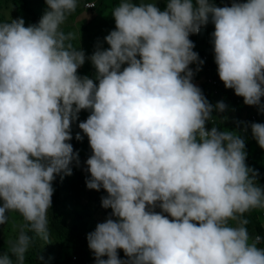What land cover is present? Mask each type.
Returning a JSON list of instances; mask_svg holds the SVG:
<instances>
[{
  "label": "clouds",
  "instance_id": "clouds-1",
  "mask_svg": "<svg viewBox=\"0 0 264 264\" xmlns=\"http://www.w3.org/2000/svg\"><path fill=\"white\" fill-rule=\"evenodd\" d=\"M44 2L36 24L0 22V225L9 213L24 222L10 242L15 262L0 254V264H24L29 232L49 241L53 181L80 165L69 141L81 110L91 150L82 183L108 209L86 235L94 264H264L261 235L243 218L264 209L244 143L251 134L264 153V0H165L163 10L120 0L108 47L88 57L71 40L96 1L79 12L78 0ZM204 27L218 74L204 85L236 95L238 134L207 127L227 106L192 83L189 65L204 61L189 36ZM86 59L95 72L80 76Z\"/></svg>",
  "mask_w": 264,
  "mask_h": 264
},
{
  "label": "trees",
  "instance_id": "trees-1",
  "mask_svg": "<svg viewBox=\"0 0 264 264\" xmlns=\"http://www.w3.org/2000/svg\"><path fill=\"white\" fill-rule=\"evenodd\" d=\"M84 1L78 0L76 11L81 10ZM96 6L87 9V18L80 23V28L73 35L79 33L80 36H73L71 40L74 47H79L84 51L85 56H90L99 44L103 48L108 45L104 43V37L114 29V19L111 11L118 6L120 0H95ZM219 7L230 5L232 0H212ZM156 6L163 10L166 6L165 0H156ZM47 6L44 0H0V22H10L11 19L22 18L25 26L36 24ZM206 27V26H205ZM201 28L197 34H192L189 39L193 41L195 47L193 51L197 52L199 59L203 60V65L191 64L189 67L193 70V81H200L202 87H198L208 92L210 99L208 101L215 105L218 101H222L226 106V111L217 113L213 111V121H209L208 128L216 126L229 131L239 133L243 121L239 114L244 109L239 103L233 99L234 96H228L219 84L214 85L213 90L207 89L206 78L208 76L215 78L217 74L216 64L214 62V54L211 48L210 34L206 28ZM204 53L208 54L203 59ZM83 68L78 70L80 76H88L89 69H95L87 59L83 64ZM197 67L200 68L196 71ZM220 88V89H218ZM232 101V102H231ZM89 112L81 110L78 114V120L71 126L72 144L74 151L78 152L80 165L73 164L72 174L65 176L62 180L59 176L53 181L54 193L52 196V206L48 212V231L49 241H43L35 237L34 233L29 232L32 242L28 251L25 253L24 264H89L90 258L94 257L87 245L86 235L93 231L96 224L103 222L108 216L100 212L97 206L95 190L86 188L82 180L86 179L84 170L86 166L84 161L91 155L87 137L78 128V123L87 118ZM223 118V119H222ZM83 137L77 141L75 136L77 133ZM245 152L247 153L246 164L257 170L258 183L264 185V153L259 148L255 139L251 134L247 135L245 140ZM101 196L106 195L103 190L97 191ZM155 211H160L156 208ZM264 209H252L245 213L243 218L248 220L246 227L250 231V236L256 234L261 235V243L258 246L264 247ZM8 223L0 225V254H8L15 262V256L9 251L10 242L14 241L24 222L18 213H9ZM253 227V229H251ZM15 233H10L13 230ZM90 251V252H89ZM119 251V250H118ZM38 256L43 257V261L38 260ZM106 258V257H105Z\"/></svg>",
  "mask_w": 264,
  "mask_h": 264
},
{
  "label": "rangeland",
  "instance_id": "rangeland-1",
  "mask_svg": "<svg viewBox=\"0 0 264 264\" xmlns=\"http://www.w3.org/2000/svg\"><path fill=\"white\" fill-rule=\"evenodd\" d=\"M82 18L83 19L86 18V14L85 13L82 15ZM263 214H264V212H263ZM251 229H253V227ZM249 233H250V231H249ZM89 264H94L93 260L92 261H89Z\"/></svg>",
  "mask_w": 264,
  "mask_h": 264
}]
</instances>
